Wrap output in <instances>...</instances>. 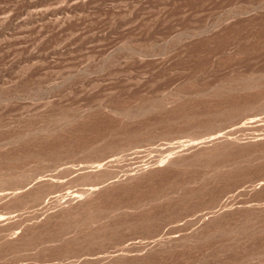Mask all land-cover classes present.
<instances>
[{
  "label": "rangeland",
  "instance_id": "374dc122",
  "mask_svg": "<svg viewBox=\"0 0 264 264\" xmlns=\"http://www.w3.org/2000/svg\"><path fill=\"white\" fill-rule=\"evenodd\" d=\"M0 264H264V0H0Z\"/></svg>",
  "mask_w": 264,
  "mask_h": 264
}]
</instances>
